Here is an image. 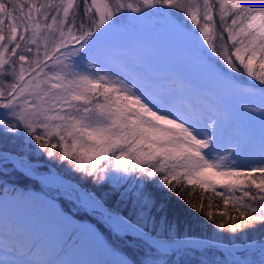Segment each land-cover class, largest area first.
<instances>
[{
	"label": "rangeland",
	"instance_id": "1",
	"mask_svg": "<svg viewBox=\"0 0 264 264\" xmlns=\"http://www.w3.org/2000/svg\"><path fill=\"white\" fill-rule=\"evenodd\" d=\"M215 1L219 25L223 27L227 21H223V17L230 12L234 1L241 0ZM205 2L192 1L195 7L185 10V18L176 9L166 6L167 0H137L135 3L131 0H89L87 4L90 11L98 18V35L88 46L91 49L100 43L103 48L88 58L75 44L66 46L74 39H79L72 30L68 33L63 30L65 20H71L73 8L70 6L73 0H26L18 4L16 15L10 19L12 34H26L29 44L34 43L37 48L31 51V58L26 57L29 53L18 55V73H27L25 86L19 91L25 106L21 104L18 112L12 108L15 102L11 103L10 97L0 102V132L11 135L23 131L25 134H41V137L53 140V144L57 142L61 149L72 144L70 149L78 151L83 159L101 169L107 166L105 173L110 174L103 173V176L108 179L119 177L134 180L139 172L133 169V163L122 159L120 155L133 147L125 142L126 135L131 136L129 129L132 133L145 131L134 127L131 114L140 121L139 126L155 131L164 129L160 139L170 133V141L176 140L163 148L169 152L166 158L183 180L207 188L249 186L252 179L242 175L241 169L257 161H264V88L258 84L259 90L256 92L238 89L237 83L214 82L209 78L210 73H202L200 64L195 61H215L216 54L207 41L209 37L213 38V34L211 16ZM200 7L203 12L198 9ZM163 22H168L170 27L160 29ZM230 22L234 23V18ZM235 26V34L240 29V35L237 36L241 40L233 52V59L242 66L244 77L259 82L262 73L255 69L261 65L258 63L254 66L252 58L254 54L264 52V37L259 35V31L255 35L251 26L245 27L239 22H235ZM60 41L63 43L62 50L68 53L69 58L65 60L60 56L47 59ZM247 41L246 46L244 44ZM228 46L232 47L230 44ZM219 52L225 70H236L226 52ZM244 53H248V59L243 58ZM8 59L0 52V64L9 62ZM72 60L82 62V68H93L96 71V67L102 69L104 64L107 73L102 72L110 78L109 72L120 80H127L125 85L135 94L136 99L133 101L123 90L119 91L116 83L104 81L101 76L105 75L102 73L97 76V83L85 79L79 84L73 75L69 77V61ZM39 70L43 73L37 74ZM133 73L137 80L130 79ZM115 94L126 104L121 102L125 106V113ZM17 102L21 103L19 99ZM144 106L158 113H151ZM231 109L234 111L232 115ZM214 110L220 111L221 116L210 117ZM161 111L169 116H166L168 119L160 117ZM87 117H92L90 123L85 122ZM170 120L189 130L188 147L182 144V138ZM97 122L106 132L102 139L99 137L93 140L82 133L85 129L94 132ZM80 124L82 127H79ZM213 128H216V132L207 133V129ZM154 140L160 143L159 137ZM0 150L13 152L3 148ZM29 151L31 154L14 151L30 168L27 171L61 173L56 168L58 162L51 164L33 157L38 154L36 151ZM22 167L0 156V185L6 182L14 186L11 177H17V172L23 174ZM243 170L251 171L249 168ZM33 179L34 182H17L15 190L25 196L0 192V264H91L84 257V252L97 263L101 261V256H108L109 262L106 264H178L179 256L187 252L197 254L200 260L208 264H264L262 246H243L235 253L216 248L222 252L219 257L208 246L190 245L179 248L173 256L149 245L140 237L116 232L108 219H104L98 205L96 209L93 205L83 203L80 189L71 183L50 187L41 178ZM251 187L256 195H261V199L257 204L245 200V204L249 208H264V181L255 179ZM83 188L91 191L103 203L95 192ZM59 198L66 202L62 204ZM74 208L90 214L91 221L74 214ZM94 220L101 221L111 232L126 238L131 246L141 247L143 253L132 250L136 257L129 256L115 249L114 243H104L103 237L90 225ZM57 221L65 223L62 226L66 228L56 226ZM69 226L73 228H70L72 232L69 233V240L75 239L73 245L78 247L73 257L68 255V249L62 247L65 230ZM73 230L76 233L79 230V234ZM127 235L129 238L125 237ZM263 237L264 234L260 236Z\"/></svg>",
	"mask_w": 264,
	"mask_h": 264
},
{
	"label": "trees",
	"instance_id": "2",
	"mask_svg": "<svg viewBox=\"0 0 264 264\" xmlns=\"http://www.w3.org/2000/svg\"><path fill=\"white\" fill-rule=\"evenodd\" d=\"M24 1L26 0H0V52L3 57L9 58V62L0 64V102H5L6 98L10 97L11 103L15 102L12 108L18 110V112L20 111L21 104L25 106L23 103L25 100H22L19 96L21 95L19 91L25 86L24 82H26L27 76L25 72H23L22 75L18 73V55L29 53L26 57L31 58L33 57V55H30L31 51L37 48L34 43L29 44L26 34L20 35L18 32L12 34V29L10 28V19L16 15L17 5L22 4ZM131 1L133 3L137 2V0ZM192 1L194 0H167L166 6L172 10L176 9L180 15L186 18L184 14L185 10H190L195 7ZM87 2H89V0H73L70 6L73 8L71 20H65L63 26V30L66 33L72 30L73 33L79 37V39L76 38L67 43L66 46L75 44L81 52L84 51L85 58L86 55L88 58L89 55L98 52V49H100V52L103 48L102 45L98 43V46L89 49V43L98 35L96 31L98 18L96 14L90 11ZM204 4L207 6L206 9L210 12V26L212 25L211 31L213 34V38L209 37L207 41L210 42V48H213L216 54L215 61H208L205 59L195 61L200 64L202 73L206 75L210 73L209 78L214 82L220 83L230 81L237 83L238 89L253 90L256 92L259 90L257 89L258 84L264 88V52L254 54L253 58L250 56V58L254 59V66L258 63L261 65V67L256 66L258 69H255L258 73L260 71L262 73V78L259 82L244 77L242 75V66L233 59V52L236 50V46L241 40V37H238L240 35V29L239 33L235 34L237 29L235 22H239L245 27L251 26V28L255 30L253 31L255 35L257 31H259V35L261 34L264 37V0L234 1V5L230 7V12L223 17V21L227 20L223 27L219 25L220 19L216 14V1L206 0ZM198 9L203 12L202 7ZM232 18H234V23L230 22ZM229 23H231V25H229ZM255 35L253 36L256 37ZM228 44L232 45V47H229ZM244 45L247 46L248 41ZM62 47L63 43L60 41L59 45L50 51L47 59L60 56H63L65 60L69 58L68 53H65ZM221 50L226 52L229 62L237 71L234 68L232 71L225 70V65L219 58L221 54L219 51ZM247 54L248 53H244L243 58L248 59L249 57ZM98 60L101 62L100 58ZM69 62L70 66L67 64V66H69V77L73 75L74 79L79 84L85 79L90 83H97V76H101L102 73L105 75L101 76L104 81L116 83L119 91L123 90L133 101L136 99L135 94L125 85V82L128 83V81L118 79L117 76L113 75L111 72H109L110 78L105 74L107 73V68L104 64H102V69L96 67L98 68V71H96L93 68H82V62L77 63L75 60ZM213 62L216 63V66L213 65ZM25 64H27V62ZM36 73L42 74L43 71L39 70ZM49 74L51 75L52 71H50ZM97 89L99 92V88ZM17 95L21 103L17 102ZM116 98L121 105H126L118 95H116ZM124 105L121 106L123 108V113L126 112ZM143 108L151 113H158L150 110L148 107L144 106ZM233 112L234 111L231 109V115ZM166 116L164 111L160 112V117H169ZM212 116L218 117L221 116V113L218 110H214L211 112L210 117ZM130 117L134 120V127L136 129L145 131L144 133H139L137 131L132 133L129 129L131 136L126 135L125 142L127 144H132L133 147H131L128 152L125 151L120 155L122 159L124 158L130 161L129 163H133V169L139 172L134 180L122 179L119 177H115L112 180L108 179L106 176H103V173L104 175L106 174L105 170L108 169L107 166L101 169L98 165L96 166L89 160L83 159L84 157L81 156L78 151L75 152L70 149L72 144L70 147L61 149L57 142L53 144V140L45 139L41 137V134H34L33 132L25 134L23 131L21 134L15 133V135H11L7 132L5 134L0 132V148L9 149L17 153L26 152L27 154H31L29 150H32L38 153L33 157L43 159L51 164L58 162L56 168L61 173L71 178L79 185L95 192L107 207L125 215L151 234L168 238L196 235L225 242L258 239L264 234V208H249V205L244 202L245 200H250L257 204V201L261 199V195H256L251 185L252 181L255 179H259L260 182L264 181V161H257L256 164L244 166L243 168L252 169L249 172L244 171L243 168L241 169L242 175H245L248 179H252L249 182V186L243 185L240 188L233 187L232 189L229 187L207 188L194 182H187L179 177L175 168L166 158L169 156V152L163 148V146L167 144L170 146L176 141H170V133L160 139V136H162L161 132L164 131V129H160V131H155L152 128L146 129L143 125L139 126L140 121L136 119L135 116L130 114ZM91 120L92 117H87L85 122L90 123ZM170 123L174 124L178 130V135L182 138V144H186L188 147L189 144L187 143H189V139L187 137H189V130L176 121L170 120ZM24 127L29 129L28 126ZM79 127H82V124H80ZM215 129L216 128L212 130L207 129V133L216 132ZM203 130L201 129V131ZM82 133L90 136L93 140L99 139V137L102 139L103 135L106 134V132L101 129L99 122H97V127L94 132L85 129ZM156 137H159L161 144L157 140H154ZM135 138L138 139L135 140ZM66 141L68 143L70 142L69 137L66 138ZM16 175L17 177H11L14 186L3 182V184L0 185V192L24 195L21 191V193H18L17 190H15L17 189V182L26 180H28V182H34V179L28 178L26 175L19 172H17ZM106 182H108V184ZM106 186L107 188H105ZM244 191H246V193H244ZM32 199L36 200L34 197ZM58 200L62 204L66 202L63 198H59ZM74 209V214L81 215L84 219L89 222L91 221V215L86 211L80 208ZM62 224V222L59 223L57 221L56 226L66 228L62 226ZM63 225H65V223ZM90 225L103 237L104 243L108 245L114 243L115 249L120 252L133 257L136 256L133 255L134 253L132 250L143 253L141 247L136 248L131 246L126 242V238L111 232L101 221L94 220ZM70 228L72 227L69 226V229L67 228V230H65V240L62 247L68 249L66 250L68 251V255L73 257L78 247L73 245L75 239H72V241L69 240V233L72 232L73 229ZM73 231L75 234H79V230L77 233L75 230ZM77 235L74 237H77ZM125 237H128V235ZM84 240L87 241L85 238ZM84 240L82 241L83 243H85ZM208 248L216 252L219 257L222 256V252L216 248L212 246H208ZM83 254L87 262L91 264H106L105 262H109L108 256V258L106 256H101V261L97 263L90 259L85 252ZM54 258L55 255H53V259ZM178 261V264H208L206 261L200 260L197 254L188 252L182 253Z\"/></svg>",
	"mask_w": 264,
	"mask_h": 264
},
{
	"label": "water",
	"instance_id": "3",
	"mask_svg": "<svg viewBox=\"0 0 264 264\" xmlns=\"http://www.w3.org/2000/svg\"><path fill=\"white\" fill-rule=\"evenodd\" d=\"M170 27V24L168 22H163L159 28L160 29H164ZM0 156H6V157H14L15 159H19L21 158V156L17 155L14 152H10L7 150H0ZM23 166V165H22ZM22 168H24L23 170H21L25 175L33 177V178H41L45 175H48L51 171L49 172H41V173H33L30 171L25 170V167L23 166ZM53 173H56L57 175L61 176V178H63L65 181L71 183L74 187L80 189L81 191H84L85 193H87L88 195H90L91 197H93V199L97 202L98 208L99 210L103 213V214H108L111 218H113L116 221L119 222H123L125 224H128L132 227V229L135 230V233H133V231L131 230H127L124 233H127L129 235H133V236H137L140 237L141 239L145 240L149 245H152L154 247H157L155 244L158 243L159 241L162 242H176L177 245L175 246V248H182L184 246L187 245H200V246H213L221 251L227 252L229 250H231L232 252H234L235 250H238L239 248L243 247V246H249L253 243H259L260 240L258 239H249V240H245V241H234V242H225V241H220V240H216V239H212V238H208V237H203V236H196V235H185V236H181V237H172V238H167V237H162V236H157L154 234H150L148 231H146L145 229H143L140 225L136 224L135 222L131 221L130 219H128L126 216L117 213L109 208H107L105 206V204H103L91 191L84 189L83 187L79 186L78 184H76L73 181H70L68 178H66L64 175H62L61 173H57L55 171H52ZM161 250V249H160ZM237 256V254H236Z\"/></svg>",
	"mask_w": 264,
	"mask_h": 264
},
{
	"label": "bare ground",
	"instance_id": "4",
	"mask_svg": "<svg viewBox=\"0 0 264 264\" xmlns=\"http://www.w3.org/2000/svg\"><path fill=\"white\" fill-rule=\"evenodd\" d=\"M3 157L8 158V160H10V161H12L14 163L16 162V163H18L20 165H23L25 167V170L30 169L27 165L24 164V161H23V158L22 157L19 158L18 160L15 159L12 156H10V157L3 156ZM40 180L42 182L46 183V184H49L50 187L53 186V185L56 186V184H62L64 186L69 185L67 183V181H65L63 178H61V176L57 175L56 173H49L48 175H45V176L41 177ZM80 194H81V196H80L81 197V201H83V203H86V205L87 204L88 205H93V207L97 209V202L93 199V197H91L90 195H87V193H84V191H81V190H80ZM102 216L104 217V219L105 218L108 219L109 223L111 224V226L113 227V229L116 232L124 233L127 230H131V231H133V233H135V230L132 229V227L130 225L125 224L123 222L116 221L113 218H111L108 214H103ZM258 240H260L259 243H253V244H251L249 246H252V247L262 246L263 252H264V237L263 238H260ZM155 245L157 246L158 249L164 250V251L169 252L171 254L176 253L177 250H178V248H175V246L177 245L176 242H162V241H159ZM235 252H236V250L234 251V253Z\"/></svg>",
	"mask_w": 264,
	"mask_h": 264
}]
</instances>
